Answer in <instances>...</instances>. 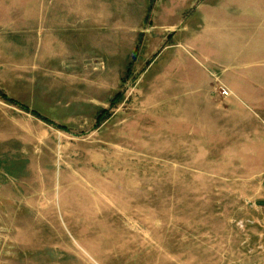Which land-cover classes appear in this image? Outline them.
Wrapping results in <instances>:
<instances>
[{
  "label": "rangeland",
  "instance_id": "obj_1",
  "mask_svg": "<svg viewBox=\"0 0 264 264\" xmlns=\"http://www.w3.org/2000/svg\"><path fill=\"white\" fill-rule=\"evenodd\" d=\"M0 93V264H264V0H0Z\"/></svg>",
  "mask_w": 264,
  "mask_h": 264
},
{
  "label": "crops",
  "instance_id": "obj_2",
  "mask_svg": "<svg viewBox=\"0 0 264 264\" xmlns=\"http://www.w3.org/2000/svg\"><path fill=\"white\" fill-rule=\"evenodd\" d=\"M202 78H204V80L207 79L205 75H202ZM245 148L250 152H253L254 150H263L264 148L263 134H259V137L257 138V140H250V142H247ZM256 174H259V173H256Z\"/></svg>",
  "mask_w": 264,
  "mask_h": 264
},
{
  "label": "trees",
  "instance_id": "obj_3",
  "mask_svg": "<svg viewBox=\"0 0 264 264\" xmlns=\"http://www.w3.org/2000/svg\"><path fill=\"white\" fill-rule=\"evenodd\" d=\"M0 96H2L4 99L10 100V102H12V103H14V104H16V105H19L20 107H22V108L25 109L26 111H29V110H30V108H29L28 106H25V105H23V104H21V103H19V102H16V101H14V100H11V99L7 98L5 95H3V94H1V93H0ZM116 96H117V97L114 98V100L112 101V104H115V103L121 98V97H120V96H121L120 94H118V95H116ZM32 113H33L35 116H37V117L43 119L45 122L50 123V120H49V119L42 117V116L40 115V113H38L37 111H33ZM105 113H106V112H105ZM101 117H102V115H99L98 120H101ZM64 130H65V129H64Z\"/></svg>",
  "mask_w": 264,
  "mask_h": 264
},
{
  "label": "built area",
  "instance_id": "obj_4",
  "mask_svg": "<svg viewBox=\"0 0 264 264\" xmlns=\"http://www.w3.org/2000/svg\"><path fill=\"white\" fill-rule=\"evenodd\" d=\"M219 92H220V95L224 97H228L230 95L229 90L225 87H220Z\"/></svg>",
  "mask_w": 264,
  "mask_h": 264
}]
</instances>
